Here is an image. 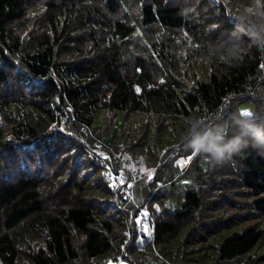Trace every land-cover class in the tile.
I'll list each match as a JSON object with an SVG mask.
<instances>
[{
    "label": "trees",
    "instance_id": "16d2710c",
    "mask_svg": "<svg viewBox=\"0 0 264 264\" xmlns=\"http://www.w3.org/2000/svg\"><path fill=\"white\" fill-rule=\"evenodd\" d=\"M227 3L0 0V264H97L129 243L140 264H264V148L178 163L189 116L248 104L264 125L247 102L264 50Z\"/></svg>",
    "mask_w": 264,
    "mask_h": 264
},
{
    "label": "clouds",
    "instance_id": "9594fccd",
    "mask_svg": "<svg viewBox=\"0 0 264 264\" xmlns=\"http://www.w3.org/2000/svg\"><path fill=\"white\" fill-rule=\"evenodd\" d=\"M248 30L242 24L238 30L249 35L256 47L264 50V14L259 20L247 18ZM241 44L235 43L223 47L228 56H239ZM248 115H244V112ZM214 121L212 127L195 131L198 126L205 125L208 117ZM207 118L189 116L185 120L186 131L181 137L185 151L200 155L213 167H222L230 162L234 156L241 154L249 146L264 148V125L258 123L260 114L251 107L232 112H216Z\"/></svg>",
    "mask_w": 264,
    "mask_h": 264
},
{
    "label": "rangeland",
    "instance_id": "374dc122",
    "mask_svg": "<svg viewBox=\"0 0 264 264\" xmlns=\"http://www.w3.org/2000/svg\"><path fill=\"white\" fill-rule=\"evenodd\" d=\"M30 2V4L32 6H35L36 4L38 5L40 3V0H28ZM224 2L227 4V6H229V3H227V0H224ZM230 4H232L231 10L234 11V13L243 16L245 18H251L253 20H259V18L261 17L262 14H264V0H230ZM37 7H31L32 10L36 9ZM26 30H29V28H24L23 32H26ZM263 72V71H262ZM261 90V89H259ZM247 102H254L253 103V108H256V106L258 105L259 107H263L264 105V96L262 97H258L257 99H247ZM256 103V104H255ZM246 107L243 108H248V104L245 105ZM257 106V107H258ZM241 108V109H243ZM240 109V110H241ZM258 109V108H257ZM135 138H139V136L134 135ZM192 155H194V153L190 152L185 158H183L182 160H186V161H190V159L192 158ZM190 158V159H189ZM187 164V163H186ZM184 164V165H186ZM181 165V164H180ZM144 166V164L142 165ZM148 167L145 166V169H147ZM146 171V170H145ZM147 173L149 174L150 172L147 171ZM149 176V175H148ZM153 175L151 173V177L152 178ZM148 177V180L150 179ZM213 182H211V184L209 185V190L207 192V196L209 197H214V189L216 188L213 184ZM95 201V199H94ZM150 212V211H149ZM147 212V213H149ZM150 216L152 217V214L150 213ZM152 223H153V218H151ZM151 231L149 230V232L146 234V236H139L136 239V244L134 246L137 247V249L139 250H143L146 249L148 246V242L151 244V240H152V236H150ZM132 243H129V245L127 247H125L124 245L122 246V250L123 253H117L114 257H109V258H104V259H100L99 263L97 264H132V257L135 258L137 260V263L135 264H140L139 263V259L136 257L137 255H135V252H133V247H132ZM146 259L144 260L143 264H156L153 260H152V256L151 254H145ZM73 264V263H71ZM233 264H237V262H233Z\"/></svg>",
    "mask_w": 264,
    "mask_h": 264
},
{
    "label": "built area",
    "instance_id": "2783aa9c",
    "mask_svg": "<svg viewBox=\"0 0 264 264\" xmlns=\"http://www.w3.org/2000/svg\"><path fill=\"white\" fill-rule=\"evenodd\" d=\"M144 211L143 209H141V219H140V229L143 232H146L144 229L147 228V231L151 228V223H150V217L149 214L147 213L146 216H144Z\"/></svg>",
    "mask_w": 264,
    "mask_h": 264
},
{
    "label": "snow or ice",
    "instance_id": "6c2138e0",
    "mask_svg": "<svg viewBox=\"0 0 264 264\" xmlns=\"http://www.w3.org/2000/svg\"><path fill=\"white\" fill-rule=\"evenodd\" d=\"M138 91H139V89H138ZM244 115H248V113L245 111L244 113H243ZM190 159V158H189ZM188 161H186V160H181V161H179L178 163H180L181 164V166H183L184 164H186ZM151 177V173H149V178ZM157 210H159V209H157ZM147 215V213L146 212H144V216H146ZM137 223H140V220L139 219H137V221H136ZM145 231H147V228H145L144 229Z\"/></svg>",
    "mask_w": 264,
    "mask_h": 264
}]
</instances>
